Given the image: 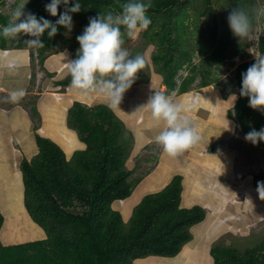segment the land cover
Masks as SVG:
<instances>
[{
  "label": "trees",
  "instance_id": "obj_1",
  "mask_svg": "<svg viewBox=\"0 0 264 264\" xmlns=\"http://www.w3.org/2000/svg\"><path fill=\"white\" fill-rule=\"evenodd\" d=\"M77 2L80 11L69 13L75 26L72 33L58 26L54 37L49 38L47 32L41 37L45 44L38 48L41 63L48 52L62 48L77 50L76 37L82 34L89 18L100 12L118 13L119 5L127 0H70L68 7ZM48 3L50 0H28L25 12L55 23L59 15L53 17L45 10ZM152 4L147 13L152 22L144 30V37L156 45L152 58L155 72L167 86L165 94L190 90L199 76L202 86L216 81L214 67L247 48V39L240 41L229 28V12L232 8L247 11L254 29L258 21L254 10L261 5L258 0H152ZM64 10L61 5L59 12ZM191 15L194 18L189 22ZM10 18L0 10V26L6 25ZM27 38L23 35L9 40L0 38V46L29 50L24 43ZM258 44L262 56L264 39ZM196 52L201 55L197 63L193 61ZM255 59L238 65L236 82L234 77L229 79L233 86H239V94L228 114L246 134L264 128V111L250 108L249 99L240 95L241 74ZM185 65L190 72L179 83L177 75ZM144 81L137 76L132 86ZM70 82L68 75L56 84ZM107 105L108 102H96L87 106L74 101L67 123L86 147L75 150L72 157L50 137L36 132L39 151L31 160L24 158L21 167L26 207L47 236L11 244H4L0 237V264H134L135 260L150 255L175 256L193 239L191 227L203 221L207 213L200 204L181 205V174H175L161 190L145 195L128 222L113 207L116 199L129 197L141 179L133 177L135 170L127 166L134 147L133 132L127 127L122 111ZM32 111L31 115L38 113L37 107ZM258 143L264 145V141ZM4 220L0 209V232ZM244 249L215 244L211 248L214 264H264V238Z\"/></svg>",
  "mask_w": 264,
  "mask_h": 264
},
{
  "label": "crops",
  "instance_id": "obj_2",
  "mask_svg": "<svg viewBox=\"0 0 264 264\" xmlns=\"http://www.w3.org/2000/svg\"><path fill=\"white\" fill-rule=\"evenodd\" d=\"M26 50L27 49H15L10 46H7V48L4 49L0 46V165L5 166L3 167V171L5 172L4 177H13L12 180L5 182L4 177L0 176V182H5L2 184V188H5L8 182L14 183V185H18V187H21V185L24 184L23 173L21 167L18 166L21 165L24 158L27 157L28 159H31L38 153L35 133L39 131L35 130V127L37 126L36 124L40 125L38 130H41L42 128V131H45V133L46 130H44V123L46 121L51 127H53V125H58V136H60L58 138L59 140L64 142L69 138L75 137L78 144V147L75 148V150L86 147L85 143L78 138L74 130L67 127V119L56 116L55 113L60 110L54 112V115H51L53 103L58 105V102H60L62 105L63 100L67 99L70 101V104H68L66 108L68 110L75 100H81L83 98L91 104L101 102L98 101V98H96L95 95L84 96L79 92H76V94L73 93L70 97H58L60 94L57 93L58 89H63L65 85L56 84V81L62 80L68 76V72L65 67L66 62L68 60L75 59L74 55L72 56L73 51L64 48L53 52L51 59H49L51 61L48 63V79L52 80L51 86L49 87L51 90L45 92L39 90L42 93L39 92V97L35 101V104L34 102L29 103V107H37L38 113L31 115L34 111L28 110L27 108L24 110V107L21 104L17 105L16 103H10L8 106V104L4 102L6 104L5 105L3 103L5 95L9 97L10 93L14 90L24 89L27 94H33V91H28V89H30L29 85L31 81L28 79L26 74L27 70L30 68V64L27 59L29 52L27 53ZM45 78H47V76ZM161 84V81L157 80V83L155 84H153V82H149L131 86L124 93L122 102L120 103L119 108H117L119 111H122L127 127L133 132L134 147L129 158L130 161L134 162L132 166L133 169H137V167H139L142 163L151 168L146 171L144 176H139L141 180L133 191L134 195H130L122 200L119 199L114 201V208L127 210L128 206L125 205V202L130 200L131 202L129 203L130 206L128 211L132 212L134 207L146 194L156 192L164 188L177 173L183 175L181 205L184 207H192L198 203H201L200 205L204 207L209 201H213L214 204L222 203L223 199L222 196L218 194V187L226 191L229 189L228 185H230V181H236V179H238V186L240 188L244 186L243 181L247 180V187H250L249 192L255 193L256 189L259 190L261 186H259L258 183L264 182L262 177L264 174H255L252 172L248 177H246L245 173L249 172V169L244 170L239 168L245 167V165L240 163L243 162V159L247 158L248 160L249 156L240 148L242 141L241 143L235 142V140L243 139V129L240 130V128H238L240 125L237 123L235 118L228 114L229 110L234 109L233 105H235L237 101L238 94H235L236 99L233 104L227 108L225 115L222 113L219 116L220 124L218 125H210L206 122V120H204V118H201L196 122L193 119V116H191V111H189L187 98H182L181 95H178L179 101L177 103L183 105V115L189 117L191 123L199 131L202 139L198 145L186 150L177 157H170L163 151L162 146L156 142V136L165 126L164 122L156 121L152 117L151 111L146 106L142 107L146 105L151 95L155 92H163L166 89V86L165 88H161ZM59 92L62 91L60 90ZM91 98L92 101L90 100ZM143 98L145 99L141 100ZM23 101H25V99H23ZM127 101L130 102L127 103ZM17 108L19 111H15ZM50 132L51 131H48L49 134ZM59 140L58 143L60 144ZM225 142L228 143V146L230 144L231 147L228 152H223L222 148H220L223 144H225ZM60 145L65 150L64 146L62 144ZM247 148L248 150H255V148L250 147V144L249 146L247 145ZM75 150H71L70 153H68L67 150H65V152L69 157ZM145 151H148L147 157L139 162V155ZM191 167H207L203 174L197 176L194 183L192 181L189 183L191 180L190 178L194 177L192 175L193 170ZM184 172L186 173L185 176ZM14 178L18 179L14 181ZM216 180L220 182V185L212 184L211 191L209 186ZM252 183L253 187L251 188ZM234 186L235 185L230 188L229 192L234 191ZM140 187L141 189L139 190L141 192L138 193L137 190ZM15 195L16 193H14V196ZM22 200H24V191L22 192L21 200L16 203V212L20 211V213L28 214V212L25 211L24 205L21 204ZM226 202L227 201H225V203ZM237 202H240V200H237ZM255 202V200L251 201L253 204ZM235 211L236 210H232L230 213L234 214ZM129 216L126 218H129ZM207 219L208 217L206 214L205 219L194 225L192 228L196 231L197 227L202 225ZM210 222H213V220L209 221L206 229L210 226ZM223 223L227 224L226 222ZM216 228L221 231L223 227L221 224L219 225L217 223ZM207 230L210 231L209 228ZM43 236L44 233L40 238ZM193 239L187 242L185 244L186 246L184 245L181 250L183 252L184 248L187 247L190 251L186 254L185 259L191 256V254H195V256L198 257V254L196 253L198 252L200 246L195 248L192 247L194 243ZM201 252L199 253L202 254L201 257L203 264L204 261L206 264H214V258L211 256V248L207 251L205 246H203ZM177 255H150L135 260L134 264H182V258L175 259Z\"/></svg>",
  "mask_w": 264,
  "mask_h": 264
},
{
  "label": "rangeland",
  "instance_id": "obj_3",
  "mask_svg": "<svg viewBox=\"0 0 264 264\" xmlns=\"http://www.w3.org/2000/svg\"><path fill=\"white\" fill-rule=\"evenodd\" d=\"M26 1L28 0H4V2H0V10L3 13L11 16L12 10L22 3L25 4ZM258 2L261 3L260 7L264 6V0H258ZM192 15L188 19L189 22H191L194 18ZM200 24H204V23L200 21ZM191 28H194V24L192 25V23H191ZM74 29L75 26L72 27L71 31L67 30L68 34L72 33ZM262 38L264 39V16H258V21L253 29L252 36L247 38V48L245 50L240 51L239 54L230 55L228 59L225 60L223 64H221L219 67L217 68L214 67V72L216 73V75H218L217 76L218 79L212 82L211 84H209L208 86H202L200 83L201 76H199L191 85L190 90H188L187 92L178 93L176 91H173L174 94L176 93L173 97L174 101L176 103L179 101L178 95H181L182 98H187L189 103L188 104L189 111H191V116H193V119L196 122L199 119L204 118V120H206V122L210 125L220 124L219 116L222 113H224L225 115L227 108L230 107L235 100L236 97L235 94L237 93L239 94V86L236 84H234L233 86L229 79L234 77L236 82L237 80L235 77V72L238 65L244 60H251L252 58L261 55L258 43ZM125 40H126L125 46L129 49L132 56H136L137 54H139L145 58L146 61L145 67L137 75L138 78L145 80L140 84L146 82L149 83L148 80L150 81V83L151 82H153V84L157 83V80H160V77L158 76V73L155 72L154 62L152 58L154 51H156V45L148 42V40L144 37V30L137 32L132 37L126 36ZM27 50L26 52L27 53L29 52V56L27 57V59L30 64L29 65L30 68L27 70L26 74L28 76V79H30L31 81L29 85L30 89H28V91H33V94H26V96L24 97L25 101L22 100L19 103L22 104L27 102L25 104L24 110L27 108L28 110L32 111L33 108L29 107V103L34 102L35 104V101L39 97L40 91L45 92L51 90L49 89V87L51 86L52 80L48 79V73H49L48 63L49 61H51L49 59H51L52 53L56 51L48 52L44 62L41 63V59L39 58L40 55L39 57L36 56L38 54V48H29V50L28 51ZM76 52L77 50H75L74 53L72 52V56L74 55L75 57ZM193 61L196 63L201 61V55L198 52L195 53ZM189 72L190 71L185 65L183 68L180 69V72L177 75V81L180 83L182 76L189 74ZM139 74H142L143 76H140ZM46 76L47 78H45ZM161 85L164 86V87L161 86V88H165L164 83H162ZM60 90L62 92H59ZM76 92H77L76 90L70 87V84H68L67 86L65 85L63 89L61 88L58 89L57 91V93H60L58 97L60 96L70 97L72 96L73 93L76 94ZM173 93H170L169 95ZM95 97L98 98V101L101 102L107 101L106 98L103 96H95ZM144 99L145 98L141 100ZM83 100H85V98H83ZM90 100L92 101V98ZM130 101H127V103H129ZM4 102H6L9 106L10 102L8 101V96L6 95L3 100V103ZM68 104H70V101L67 99L63 100L62 105L60 102H58V105L56 103H53L52 104L53 109L51 115H54V112L60 110L59 112L55 113L56 116L68 119V113L70 109V107L68 108V110L66 109ZM15 111H19L18 108L15 109ZM36 125H37L35 127L36 131H39L40 134L42 133V135L44 134V136L46 135L58 143L59 140L58 138L60 137L58 136L59 134L58 125H53V127H51L46 121L44 123V130H46V133L45 131H42V128L41 130H38V127L40 125L38 124ZM67 127L70 128V126H68V123H67ZM238 128L242 130L241 126H238ZM48 131H51L50 134L48 133ZM74 132L78 134L76 130H74ZM245 135L246 133L243 134L242 140H235L236 143H241L242 141V143L240 144V148L243 152H246L247 155L249 156L248 160L247 158L243 159V162L240 163L245 165V167L244 168L239 167V168H242L244 170L249 169V172L245 173L246 177H248L252 172H254L255 174L256 173L264 174V147H261L260 144L258 143L254 145L253 143L246 141ZM59 142L64 146L65 150H67L68 153H70L71 150H75V148L78 147L77 139L75 137L69 138L64 142L59 140ZM249 144L250 147L255 148V150L254 149L248 150L247 145L249 146ZM220 148H222L223 152H228L231 149L230 144L228 146V143L226 142ZM147 155H148V151L143 152L141 155H139L138 161L140 162L141 160L146 158ZM133 164H134L133 161L129 160L127 162L129 168H133L132 167ZM3 167L5 166L0 165V176L4 177L5 172L3 171ZM18 167H21V165ZM150 168L151 167L146 166L144 163H142L139 167H137V169H135L136 172L134 173V175L136 177L144 176L146 171L150 170ZM191 169L193 170L192 175L194 177L190 178L191 180L189 181V183H191V181L194 183L195 179H197V176L203 174L207 169V167H191ZM185 175L186 173L184 172V176ZM23 177H24V173H23ZM12 179L13 177L12 178L4 177L5 182L10 181ZM17 179L14 178V181H16ZM5 182H0V207L5 212V220H6V216H7V220L5 221L4 227L1 229L0 237L3 232L2 230H4L6 226L7 221H10L14 226L17 227V229L14 231V234L12 236L13 239L9 241L8 239L6 241L4 240L2 241L5 244H7L8 242L14 243V242L28 241V240L40 238L43 235V233H44L43 236L44 238L46 236L44 230L32 220L29 214L26 213L20 215V211L16 212V208H17L16 203H18L22 198V192L25 189L24 184H22L21 187H18V185H14V183L8 182L7 186L5 188H2V184ZM247 182H248L247 180L243 181L244 186L240 188L238 186L239 185L238 179H236V181H230V185H228L229 189L226 191L218 187V194L222 196L223 202L220 204H214L213 201L207 202L204 208L207 211L208 219L205 220V222L202 225L198 226L196 231L191 227V231H193L194 234V239H193L194 243L192 247L195 248L200 246L198 252L196 253L198 254V257L199 256L200 257L198 258L197 256H195V254L193 255L191 254V256L185 259L186 254L190 252L189 249L185 247L183 252L178 254L175 259L182 258L181 259L182 264H185L189 258L190 260L188 261L187 264H203V260L201 257L202 256L201 249L203 248V246H205L207 251L209 248L213 247L212 245L215 244L233 246L243 251L245 250L244 248L246 247L248 248L257 245L260 242V240L264 238V197L261 198L260 191L258 189H256L255 193L249 192L250 187H247ZM212 184L220 185V182L216 180L215 182L211 183V185L209 186V189H211V191H212L211 188ZM233 185H235L234 191L229 192L230 188ZM258 185H264V182L258 183ZM252 187H253V183L251 185V188ZM139 189H141V187L138 188L137 190L138 193L141 192ZM14 193H16L15 196ZM131 195L134 194L132 193ZM237 200H240V202H237ZM253 200L256 201L254 204L251 203V201ZM24 201L25 200H22L21 204L24 205ZM225 201L227 202L225 203ZM130 202H131L130 200L125 202V205L128 206V209L130 206L129 204ZM128 209L127 210L124 209L121 211L123 218L125 216L131 215L132 212L128 211ZM232 210H236L234 214L230 213V211ZM12 213H14V215H12ZM210 220H213V222H210V226L208 227L210 231H208L207 230L208 228L206 229V227ZM223 222H226L228 226ZM217 223L219 225L220 224L222 225L223 228L221 231L220 229L217 230L216 228ZM17 236L21 238L20 241H16L15 238H18ZM211 256L213 257L212 252H211Z\"/></svg>",
  "mask_w": 264,
  "mask_h": 264
},
{
  "label": "clouds",
  "instance_id": "obj_4",
  "mask_svg": "<svg viewBox=\"0 0 264 264\" xmlns=\"http://www.w3.org/2000/svg\"><path fill=\"white\" fill-rule=\"evenodd\" d=\"M69 3L70 0H50V3L45 5V10L51 16L56 17L59 15V19L55 23L44 17L37 18L35 14L25 12L26 4H20L12 10L8 23L0 26V38L9 40L23 35L24 37H28L24 40V43L29 48L45 47L41 39L45 32H47L49 38H52L58 33V26H63L69 31L72 30L73 21L69 13L79 12L80 4L77 2L69 8ZM61 5L65 8L62 13L59 12ZM152 7V0H127V2L119 5L120 11L118 13H114L113 11L100 12L97 16L90 17L89 23L83 29L82 34L76 37L79 43L76 58L68 60L65 65L71 78L70 87L84 96H103L108 101L107 106L110 109L116 110L119 108L124 93L132 86L137 73L146 64L145 58L142 55H131L129 49L125 46V37H132L137 32L148 29L152 21L147 13ZM254 11L257 16H264V6L258 7ZM227 22L233 35L240 41L252 36V17L244 9L232 8L227 16ZM71 51L74 52V50ZM241 75L242 85L240 95L249 99L250 108L264 111V55L256 57L255 62ZM148 82L150 81L148 80ZM170 93H173V91ZM26 94V90L24 89L14 90L10 93L8 101L19 105V102L24 99ZM169 94L155 92L149 97L146 105L142 107L146 106L156 121L164 122L165 126L156 136V142L162 146L163 151L170 157H177L186 150L198 145L202 137L197 128L191 123L189 117L183 115V105L174 101L173 97L176 93ZM78 101L87 106L93 105L83 99ZM24 104L22 103L21 105L25 108ZM245 140L254 145L260 141H264V128L259 131L255 129L251 130L245 135ZM260 146L264 147L263 144H260ZM72 155L69 157H72ZM133 177L136 176L134 175ZM262 177L264 179V175ZM259 186H261L259 191L262 198L264 197V185ZM24 208L32 218L25 201ZM0 209L2 210L1 207ZM119 211L121 212L122 210ZM133 211L129 218H126L128 216L123 218L125 222L130 220ZM32 220L44 230L33 218ZM39 239H43V237ZM22 242L27 241L14 243Z\"/></svg>",
  "mask_w": 264,
  "mask_h": 264
},
{
  "label": "bare ground",
  "instance_id": "obj_5",
  "mask_svg": "<svg viewBox=\"0 0 264 264\" xmlns=\"http://www.w3.org/2000/svg\"><path fill=\"white\" fill-rule=\"evenodd\" d=\"M236 54V53H235ZM242 54V53H241ZM232 64V63H231ZM235 65V64H234ZM232 67V66H231ZM234 106V105H233ZM233 111V110H232ZM229 112V111H228ZM230 114V113H229ZM230 116H231V114H230ZM254 127V126H253ZM12 215H14V213H12ZM20 215H23V213H20ZM25 216V215H24ZM17 217V216H16ZM15 217V218H16ZM14 219V218H13ZM6 220H7V216H6ZM5 220V221H6ZM5 224V223H4ZM4 227V226H3ZM17 229V227L16 226H14L10 221H7V223H6V226H5V228H4V230H2L3 232H2V235H1V237H2V240H4V241H6L7 239H8V241L9 240H11V239H13L12 238V236H13V234H14V231ZM23 235V234H22ZM18 237V236H17ZM16 239V241H20L21 240V238H15ZM24 239V238H23Z\"/></svg>",
  "mask_w": 264,
  "mask_h": 264
}]
</instances>
